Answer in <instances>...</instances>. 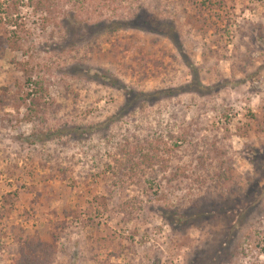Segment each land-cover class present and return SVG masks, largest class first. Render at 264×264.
I'll return each mask as SVG.
<instances>
[{"label":"rangeland","instance_id":"1","mask_svg":"<svg viewBox=\"0 0 264 264\" xmlns=\"http://www.w3.org/2000/svg\"><path fill=\"white\" fill-rule=\"evenodd\" d=\"M37 6L0 0V264H264V0Z\"/></svg>","mask_w":264,"mask_h":264},{"label":"trees","instance_id":"2","mask_svg":"<svg viewBox=\"0 0 264 264\" xmlns=\"http://www.w3.org/2000/svg\"><path fill=\"white\" fill-rule=\"evenodd\" d=\"M50 1L52 0H37L38 6L37 8H40L41 10H49L50 9ZM46 3V4H44ZM45 5V6H44ZM129 23L127 22H113L110 26V28L114 29V27L121 28L123 26H127ZM8 25L19 29L23 26L18 23L17 20H11L8 22ZM167 34V33H166ZM180 46V45H179ZM10 48H12L14 51L18 50L14 45L10 44ZM195 75V71L193 68V72ZM32 82L31 79H29L28 83ZM37 86H40L39 82L36 83ZM195 84L192 83L191 85L186 86V88L193 87ZM175 91V90H174ZM176 92V91H175ZM34 97L32 98V95L28 94L27 98L31 99L30 104V111H35L37 114L39 113H45L47 108V103L45 102V98L48 95V90L44 87H36L33 91ZM174 93V92H172ZM175 139L174 136H171V140ZM177 139V144H174V147L177 149H180L178 143H185L186 136L185 132L180 134ZM169 144L165 143L161 138L158 139H149V140H142L141 142H136L135 144L131 145L129 142H126V144H123L120 147L119 153L123 156L124 162L122 163V166L129 171V174L132 176L137 175L138 171L141 169V171H152L154 172V169H157L159 167L161 172L167 173L170 169V161L166 157L167 154H171L173 152L172 149L168 148ZM116 173V172H114ZM177 177V174H175ZM167 181L169 179L166 178ZM180 221L184 219L183 216L179 217ZM179 221V220H178ZM53 247H56V244L54 245H48L47 248L49 251L53 252ZM36 249V246L34 244H31L29 246L28 251H32ZM36 255V254H32ZM23 254L22 259L17 261L16 264H35L33 263L34 256ZM40 264H47L44 261H39Z\"/></svg>","mask_w":264,"mask_h":264}]
</instances>
